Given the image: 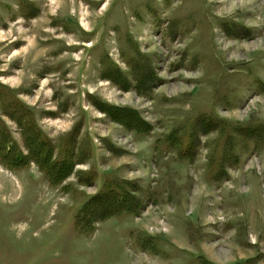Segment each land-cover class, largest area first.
Instances as JSON below:
<instances>
[{"label":"rangeland","instance_id":"1","mask_svg":"<svg viewBox=\"0 0 264 264\" xmlns=\"http://www.w3.org/2000/svg\"><path fill=\"white\" fill-rule=\"evenodd\" d=\"M222 1L0 0V264H264V0Z\"/></svg>","mask_w":264,"mask_h":264},{"label":"trees","instance_id":"2","mask_svg":"<svg viewBox=\"0 0 264 264\" xmlns=\"http://www.w3.org/2000/svg\"><path fill=\"white\" fill-rule=\"evenodd\" d=\"M33 124L34 123L26 124L25 128L22 129L28 155L25 156L16 154V156L11 158V160L5 158L3 162L7 167L13 170L26 169L31 162H35L41 171L48 176L49 180H51L54 184H59L66 176L69 168L73 167L74 164L68 161V156L61 157L59 161H54V147L52 142L43 137ZM127 125L130 128V125ZM0 136L2 137V141L3 137H5V139H9L8 134L3 130H0ZM14 151H16V149ZM94 202L100 205V211L103 212V217L105 218V215L109 217L120 212V210L116 208H121L125 205L126 195L121 196L120 199H118L112 192H109L97 197V200ZM130 211L136 212L133 207H130Z\"/></svg>","mask_w":264,"mask_h":264},{"label":"bare ground","instance_id":"3","mask_svg":"<svg viewBox=\"0 0 264 264\" xmlns=\"http://www.w3.org/2000/svg\"><path fill=\"white\" fill-rule=\"evenodd\" d=\"M231 2H233V0H225V1H222L220 4H218V6L221 8V7H224V6H226V5H228V4H230ZM217 3V2H216ZM241 3V2H240ZM240 3H234L233 2V6H232V8L234 9V8H236V6L238 5V4H240ZM217 6V5H216ZM239 6V5H238ZM218 7V8H219ZM245 9V8H244ZM221 10H224V8L223 9H221ZM220 11V10H219ZM84 21V20H83ZM91 44V43H90ZM69 59V56H65L64 58H63V60L64 61H67ZM3 192V190H1L0 191V193H2Z\"/></svg>","mask_w":264,"mask_h":264}]
</instances>
